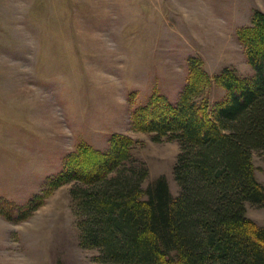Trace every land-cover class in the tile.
<instances>
[{"label":"rangeland","instance_id":"1","mask_svg":"<svg viewBox=\"0 0 264 264\" xmlns=\"http://www.w3.org/2000/svg\"><path fill=\"white\" fill-rule=\"evenodd\" d=\"M258 12L264 0H0V264H103L81 246L72 184L50 188L81 148L131 138L143 188L165 176L177 197L178 142H155L133 115L155 99L178 105L191 59L211 78L210 111L228 97L224 70L254 79L245 37ZM253 164L264 186V151ZM41 200L24 220L6 217ZM247 214L264 228L263 207Z\"/></svg>","mask_w":264,"mask_h":264},{"label":"trees","instance_id":"2","mask_svg":"<svg viewBox=\"0 0 264 264\" xmlns=\"http://www.w3.org/2000/svg\"><path fill=\"white\" fill-rule=\"evenodd\" d=\"M255 19L245 37L254 79L224 70L228 97L210 111L204 92L211 78L191 59L193 78L178 105L155 99L133 115L155 142H178L177 197L165 176L143 188L149 169L134 160V141L121 135L108 153L81 148L51 183V190L72 184L81 246L97 250L99 263L264 264V228L247 214L248 204L264 208L253 164V153L264 151V49L257 45L264 43V14ZM42 204L6 217L24 220Z\"/></svg>","mask_w":264,"mask_h":264}]
</instances>
